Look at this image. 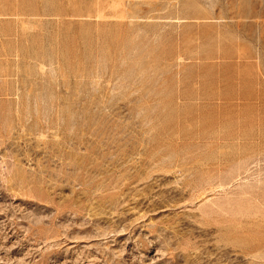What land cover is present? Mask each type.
<instances>
[{"label": "rangeland", "instance_id": "374dc122", "mask_svg": "<svg viewBox=\"0 0 264 264\" xmlns=\"http://www.w3.org/2000/svg\"><path fill=\"white\" fill-rule=\"evenodd\" d=\"M0 264H264V0H0Z\"/></svg>", "mask_w": 264, "mask_h": 264}]
</instances>
